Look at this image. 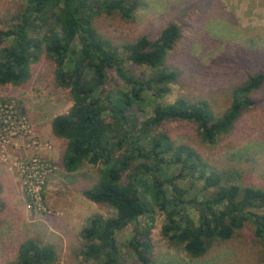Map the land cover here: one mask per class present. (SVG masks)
<instances>
[{"label": "rangeland", "instance_id": "rangeland-1", "mask_svg": "<svg viewBox=\"0 0 264 264\" xmlns=\"http://www.w3.org/2000/svg\"><path fill=\"white\" fill-rule=\"evenodd\" d=\"M127 6L132 9L129 17L108 11L91 13L90 19L105 47L122 57L124 71L139 79L148 78L150 70L129 63L125 46L140 37L155 40L171 24L179 29L161 69L176 71L177 78L156 86L166 90L161 96L144 91L132 104L127 113L136 125L151 116L155 107L179 98L207 104L217 118L229 107L232 90L264 71V0H130ZM24 7L25 0H0V30L17 21ZM45 18L33 26L31 38L46 40ZM54 69V63L42 54L31 63L26 82L0 84V264L15 262L25 241L50 246L55 255L52 264H103L102 259L84 255L83 230L90 218H109L115 211L97 206L81 193L97 182L99 166L84 164L73 173L63 168L66 141L56 139L50 125L54 117L68 112L72 98L68 88L57 84ZM108 79L109 93L121 103L119 96L129 92L128 86L114 70L108 71ZM251 97L253 106L229 134L213 144L205 142L190 122H166L158 132L175 146L193 149L206 175L214 171L229 175L236 185L264 188V84ZM110 117L105 114L104 126ZM179 167L172 164L165 174L175 177ZM197 175L175 182L189 190L190 197H209L212 190L202 191L203 181ZM151 185L145 179L139 188L141 199L154 211L149 234L140 237L151 246L145 254L147 264H264V242L254 235L250 222L230 239L213 242L202 257L191 259L182 244L162 235L165 219L154 206ZM255 212L264 216V208ZM191 214L197 221L198 213ZM133 229L129 224L114 234L120 264H144L129 246Z\"/></svg>", "mask_w": 264, "mask_h": 264}, {"label": "trees", "instance_id": "trees-1", "mask_svg": "<svg viewBox=\"0 0 264 264\" xmlns=\"http://www.w3.org/2000/svg\"><path fill=\"white\" fill-rule=\"evenodd\" d=\"M129 2L25 0L18 20L0 30V84L16 86L26 82L31 63L46 55L54 63L57 84L68 88L72 98L68 112L54 117L50 125L56 139L66 141L61 156L63 168L68 173L78 171L84 164L100 168L97 182L81 193L97 206H108L115 215H96L87 221L82 235L84 255L102 259L103 264H120L114 234L132 224L129 246L139 261L148 263L145 254L151 246L140 237L149 234L154 211L139 195L145 179L155 189L154 206L164 215L162 235L182 244L191 259L202 257L213 242L230 239L246 222L254 225V235L264 242V216L255 212L264 208V188L236 185L229 175L226 178L214 171L206 175L197 165L199 158L193 149L175 146L165 133L158 132L166 122L185 121L197 126L205 142L215 143L229 134L253 106L251 96L264 84V71L249 76L234 88L229 107L217 118L207 104L179 98L169 105L155 107L151 116L136 125L127 113L132 104L142 98L144 91L161 96L166 90L156 86L168 85L177 78L176 71L161 69L179 29L171 24L155 40L140 37L126 45V60L148 68L150 75L139 79L125 72L122 57L105 47L90 15L116 11L129 17ZM44 17L46 40L31 38L33 26L44 21ZM109 70H114L129 88L128 93L119 96L121 103L107 89ZM105 114L111 117L104 126ZM172 164L180 167L175 177H168L165 171ZM196 173L197 180L203 181L201 190H212L209 197H190L189 190L175 182ZM191 211L198 213L197 221ZM54 256L50 246L25 241L19 247L17 260L9 264H52Z\"/></svg>", "mask_w": 264, "mask_h": 264}, {"label": "crops", "instance_id": "crops-1", "mask_svg": "<svg viewBox=\"0 0 264 264\" xmlns=\"http://www.w3.org/2000/svg\"><path fill=\"white\" fill-rule=\"evenodd\" d=\"M1 174H2V172H1ZM10 181V180H9ZM4 192V191H3ZM7 197V196H6ZM14 200V199H13ZM13 200H11V201H13Z\"/></svg>", "mask_w": 264, "mask_h": 264}]
</instances>
